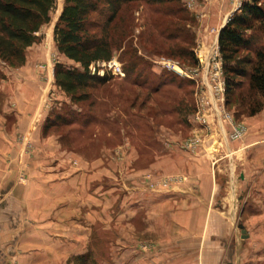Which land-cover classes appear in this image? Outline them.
<instances>
[{
	"label": "rangeland",
	"instance_id": "rangeland-1",
	"mask_svg": "<svg viewBox=\"0 0 264 264\" xmlns=\"http://www.w3.org/2000/svg\"><path fill=\"white\" fill-rule=\"evenodd\" d=\"M244 1L121 4L108 34L109 59L123 75L102 65L108 59L95 61L90 71L106 80L75 101L53 80L55 62L78 67L53 40L62 0H55L22 64L0 59V135L15 133L9 143L15 155L6 163H21V184L32 178L74 184L71 226L45 222L52 202L43 203V222H21L23 234H34L31 245L21 246L30 262L53 264L43 233L73 228L66 264H264V107L248 113L257 95L245 79L226 100L217 42ZM254 28L264 45V19ZM167 60L184 74L167 68ZM200 183L210 191L206 219L202 211L174 210ZM0 264H19L17 251H0Z\"/></svg>",
	"mask_w": 264,
	"mask_h": 264
},
{
	"label": "trees",
	"instance_id": "trees-1",
	"mask_svg": "<svg viewBox=\"0 0 264 264\" xmlns=\"http://www.w3.org/2000/svg\"><path fill=\"white\" fill-rule=\"evenodd\" d=\"M134 0H62L53 26L56 49L78 63L67 67L53 64V80L73 101L86 97L84 88L102 83L106 75L91 72L89 65L111 56L110 23L121 4ZM247 0L220 28L217 36L229 101L243 79L256 98L248 103V113L264 107V45L256 41L254 22L264 19V5ZM55 0H0V59L10 65L25 61V49L38 40L37 31L50 19ZM80 91V93H76Z\"/></svg>",
	"mask_w": 264,
	"mask_h": 264
},
{
	"label": "crops",
	"instance_id": "crops-1",
	"mask_svg": "<svg viewBox=\"0 0 264 264\" xmlns=\"http://www.w3.org/2000/svg\"><path fill=\"white\" fill-rule=\"evenodd\" d=\"M18 127L21 129V120L20 125L18 124ZM30 131L31 128L27 130V132ZM14 134L15 133L13 130H8L5 131V133H2V135H0V248L2 249H0V251L3 255H14L17 251V259L19 264H42L38 263L37 259L35 263L30 262L31 257H28V255H30L29 252H27L28 250H22V252L25 251L26 253L21 252V246L23 242H27L28 246L31 245L34 240V234H23L26 231H23L21 229V222L28 220H31L33 222H43V218H40V216H42L41 213L44 212L42 210L43 206H45L46 204L43 203L52 202V207L54 211H50V218H48V220H45V222L48 221L55 223L56 226H53L55 227V229L56 227L58 229V227L60 226L57 225L58 223H69L71 226L74 223L73 215L75 213V208L72 204L74 200V184L69 182L63 183L58 181L48 182L45 181L46 178H32L30 182L21 184V182L17 180V175L21 174V163L16 168L9 166V162L6 163L7 159L13 158L15 155L14 149H12L14 146L9 144L11 143V138L15 137L13 136ZM12 142H15V140L12 139ZM19 145L20 146L16 150V156L21 160V144ZM2 159H4L5 161L3 162ZM50 173L51 172H37V174L49 175ZM29 179L30 178H28V180ZM198 186L196 185V189H193L194 192H192V195L194 197H182L179 201L177 209L174 210H180L181 212H184V216H193L196 212L201 213L202 211V215H204V218L206 219V217L210 213L208 210L209 208H206L204 205L208 202L210 191H208V188L206 187L207 184L206 186H203L202 183H200ZM197 188L199 189V193H195ZM63 190L66 192L64 196L63 192L62 194L59 193ZM63 199L64 204H62L61 206H57L58 202L63 203ZM53 203H56V206H54ZM162 204L164 210L165 204L164 202ZM82 207L84 209L85 204L84 206L82 205ZM147 207H153L152 200L148 201ZM203 207L204 209H202ZM85 209L87 210V207ZM87 212L90 211L87 210ZM37 216L39 217V219L35 218ZM147 225L149 226L150 222H147ZM52 233L54 234H43H46V236L51 240L50 253L54 256L53 264H66L65 262L67 256L73 252L74 247V243L72 242L73 228H70L69 230L65 231L55 230ZM37 234L38 232L35 233L36 236ZM80 236L83 237L84 235L81 234ZM21 254L26 255L25 257H23L22 263ZM44 254L46 255L48 254V252H45Z\"/></svg>",
	"mask_w": 264,
	"mask_h": 264
},
{
	"label": "built area",
	"instance_id": "built-area-1",
	"mask_svg": "<svg viewBox=\"0 0 264 264\" xmlns=\"http://www.w3.org/2000/svg\"><path fill=\"white\" fill-rule=\"evenodd\" d=\"M96 63H97V62H96ZM92 64H95V63L92 62V63L90 64V66L93 67L92 69L94 70V65L92 66ZM97 64H98V63H97ZM102 65H106V66H107L108 68H110L111 71H112L113 73H115V74L123 75V70H122L121 66H120L118 63H116V62H114L113 60H111V59H108L107 62H103ZM164 65H165L167 68L174 70L176 73H183V74H184V72H183V70H182V67H179L178 65H176L175 62H171V61L167 60V61L164 62ZM91 67H90V68H91ZM185 74H186V73H185Z\"/></svg>",
	"mask_w": 264,
	"mask_h": 264
},
{
	"label": "water",
	"instance_id": "water-1",
	"mask_svg": "<svg viewBox=\"0 0 264 264\" xmlns=\"http://www.w3.org/2000/svg\"><path fill=\"white\" fill-rule=\"evenodd\" d=\"M238 226L240 227L241 232H242L241 236H242V237L246 236V234H245V230H244V228H243V225H242V224H239Z\"/></svg>",
	"mask_w": 264,
	"mask_h": 264
},
{
	"label": "bare ground",
	"instance_id": "bare-ground-1",
	"mask_svg": "<svg viewBox=\"0 0 264 264\" xmlns=\"http://www.w3.org/2000/svg\"><path fill=\"white\" fill-rule=\"evenodd\" d=\"M211 146V145H210Z\"/></svg>",
	"mask_w": 264,
	"mask_h": 264
}]
</instances>
